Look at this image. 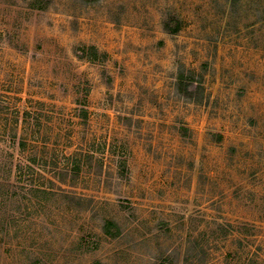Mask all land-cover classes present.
Returning a JSON list of instances; mask_svg holds the SVG:
<instances>
[{"label":"rangeland","instance_id":"374dc122","mask_svg":"<svg viewBox=\"0 0 264 264\" xmlns=\"http://www.w3.org/2000/svg\"><path fill=\"white\" fill-rule=\"evenodd\" d=\"M0 264H264V0H0Z\"/></svg>","mask_w":264,"mask_h":264},{"label":"trees","instance_id":"16d2710c","mask_svg":"<svg viewBox=\"0 0 264 264\" xmlns=\"http://www.w3.org/2000/svg\"><path fill=\"white\" fill-rule=\"evenodd\" d=\"M113 228H118V226L116 225V223H114V222H109L108 224H107V226L105 227V229H106V231L107 232H110V233H112V229Z\"/></svg>","mask_w":264,"mask_h":264}]
</instances>
